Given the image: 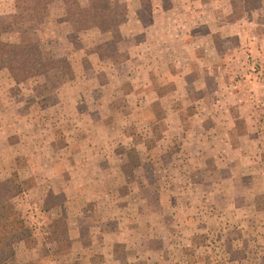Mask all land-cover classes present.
<instances>
[{"label":"rangeland","instance_id":"374dc122","mask_svg":"<svg viewBox=\"0 0 264 264\" xmlns=\"http://www.w3.org/2000/svg\"><path fill=\"white\" fill-rule=\"evenodd\" d=\"M119 2L103 32L0 0L45 61L16 82L23 48L0 56V180L32 229L6 264H264V0Z\"/></svg>","mask_w":264,"mask_h":264},{"label":"trees","instance_id":"16d2710c","mask_svg":"<svg viewBox=\"0 0 264 264\" xmlns=\"http://www.w3.org/2000/svg\"><path fill=\"white\" fill-rule=\"evenodd\" d=\"M65 9L68 13L69 22L74 30L87 29L92 26L100 28L103 32H112L117 23L113 18L118 11L126 10L125 2L119 0H87L83 5L81 0H65ZM41 20V14H39ZM26 27L19 33L17 42L5 41L1 36L0 22V56L19 52V58L6 65L11 77L19 82L25 78L34 76L45 65L40 47L37 43L30 48L32 38L26 34ZM25 33V34H24ZM23 192V184L18 174L14 172L11 177L0 180V264H6L14 255V245L20 241L28 240L32 236V229L19 212L15 198ZM59 222L61 224H59ZM65 221L58 218L54 222L53 234L59 240L56 229L60 228ZM66 235V231H64Z\"/></svg>","mask_w":264,"mask_h":264}]
</instances>
